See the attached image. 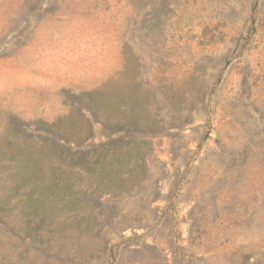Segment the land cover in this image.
<instances>
[{
    "label": "rangeland",
    "instance_id": "obj_1",
    "mask_svg": "<svg viewBox=\"0 0 264 264\" xmlns=\"http://www.w3.org/2000/svg\"><path fill=\"white\" fill-rule=\"evenodd\" d=\"M0 264H264V0H0Z\"/></svg>",
    "mask_w": 264,
    "mask_h": 264
}]
</instances>
